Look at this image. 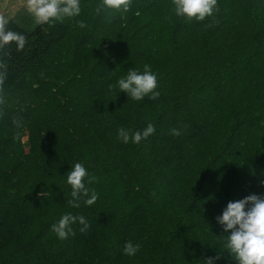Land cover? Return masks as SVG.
<instances>
[{
	"label": "trees",
	"instance_id": "obj_1",
	"mask_svg": "<svg viewBox=\"0 0 264 264\" xmlns=\"http://www.w3.org/2000/svg\"><path fill=\"white\" fill-rule=\"evenodd\" d=\"M80 7L39 25L25 6L3 14L26 43L0 48V264H237L216 218L264 194V0H217L203 21L173 0ZM146 64L159 96L136 101L117 81ZM149 123L139 143L118 139ZM78 162L96 177L90 206L91 191L69 204ZM67 213L90 227L60 239Z\"/></svg>",
	"mask_w": 264,
	"mask_h": 264
},
{
	"label": "clouds",
	"instance_id": "obj_2",
	"mask_svg": "<svg viewBox=\"0 0 264 264\" xmlns=\"http://www.w3.org/2000/svg\"><path fill=\"white\" fill-rule=\"evenodd\" d=\"M174 11L177 16H185L188 20L196 19L203 21L206 17L212 16L217 5V0H173ZM131 6V0H103V7L127 12ZM100 9L98 8L97 11ZM27 11L33 16L36 24L48 23L50 20H61L64 17H75L80 15V0H27ZM9 23L4 15H0V48L16 42L17 50H22L26 39L22 34L11 30H6ZM78 26L84 28V21H78ZM3 67V65H0ZM6 72H0V86L4 84ZM119 89L127 93L133 100L141 101L145 97L155 100L159 96L157 88V76L150 70L149 65H144V71L138 72L130 70L126 78L117 81ZM110 88L113 86L110 85ZM0 103L3 100L0 99ZM19 126V122L14 120ZM155 132L153 124L149 123L143 131L132 132L130 129L120 128L118 139L124 143L131 140L139 143ZM172 134L179 136L180 129H172ZM88 172L82 163H75L67 175V182L71 186L72 200L69 204L72 207H79L81 195L90 198L86 199V205H93L98 194L85 186V178ZM89 183L96 180V177H88ZM264 183V182H262ZM250 207H247L249 206ZM247 209V210H246ZM217 221L223 226L224 231L231 230L227 236V243L224 247L237 264H264V194H251L237 201H230L218 216ZM79 222L83 227L80 231L85 232L90 225L83 216H74L71 213L64 214L58 223L52 225L54 231L60 239H66L70 234L75 235L71 225ZM139 245H133L131 241L124 246L125 254L132 256L139 250ZM215 258H208L206 264H213Z\"/></svg>",
	"mask_w": 264,
	"mask_h": 264
},
{
	"label": "rangeland",
	"instance_id": "obj_3",
	"mask_svg": "<svg viewBox=\"0 0 264 264\" xmlns=\"http://www.w3.org/2000/svg\"><path fill=\"white\" fill-rule=\"evenodd\" d=\"M24 6L27 7V0H16L13 3L4 1L0 6V15H3L9 11L13 14L16 10L19 11L20 9H23ZM24 139H26V136L24 137Z\"/></svg>",
	"mask_w": 264,
	"mask_h": 264
}]
</instances>
